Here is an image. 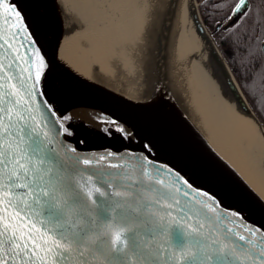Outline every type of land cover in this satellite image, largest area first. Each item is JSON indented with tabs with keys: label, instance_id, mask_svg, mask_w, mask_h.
Returning <instances> with one entry per match:
<instances>
[{
	"label": "snow or ice",
	"instance_id": "6c2138e0",
	"mask_svg": "<svg viewBox=\"0 0 264 264\" xmlns=\"http://www.w3.org/2000/svg\"><path fill=\"white\" fill-rule=\"evenodd\" d=\"M252 2L200 0V6L223 13L214 25L222 29L237 71L244 69L245 90L260 109L264 10L257 20ZM48 71L37 33L19 5L0 0V264H264V227L156 160L150 144L140 152L124 148L95 159L60 160L49 137L74 135L65 123L73 117L60 113L44 90ZM36 101L49 120L37 119ZM95 122L107 136L133 137L117 118L97 116ZM165 173L178 179L170 185ZM68 199L79 206L82 223L68 219ZM93 213L103 228L94 227ZM142 223L151 232L148 239Z\"/></svg>",
	"mask_w": 264,
	"mask_h": 264
},
{
	"label": "water",
	"instance_id": "95a60500",
	"mask_svg": "<svg viewBox=\"0 0 264 264\" xmlns=\"http://www.w3.org/2000/svg\"><path fill=\"white\" fill-rule=\"evenodd\" d=\"M33 1L15 0V3L27 17L32 30L37 33L43 54L49 63L44 90L48 92V97L60 113L66 112L73 117L72 120L65 123L71 127L74 135L64 137L52 133L49 137L51 146L56 149L60 160L68 161L70 157L76 155L95 159L100 155H105L106 150L122 151L124 148L140 152L143 144L148 143L154 150L156 160L173 166L194 185L216 194L226 206L242 210L251 225L264 227V200L194 126L185 113L178 95L173 94L174 85L170 79L168 56L171 4L165 3L154 9L151 16L149 15L146 19V26L144 25L142 30L141 49L147 46L145 68L152 79L151 84L154 89L152 91L157 93L152 105H146L95 80L78 63L72 64L71 67L68 63L69 58L58 51L61 43L52 37L50 30L47 29L45 20L47 21L46 13L49 9L42 11V18L37 16L39 21L26 14L27 7ZM196 2L198 4V11L194 13L196 29L201 35L208 37L210 42V62L207 66L210 73L217 79L218 84L225 86L237 107L244 114L252 115L258 127L264 131V124L236 83V78L228 69L229 64L202 17L199 1L196 0ZM134 3L130 4L137 7L133 9H137V12L141 11V6H136ZM124 5H126L125 0ZM128 9L130 11V7L127 5V9L124 8V11L128 12ZM126 20H133L137 23L138 16L134 19L127 17ZM66 23L67 21L63 20L61 27L64 32L69 33L68 31H72V25L68 30ZM133 27L138 29V23ZM55 34L58 35L57 38L61 37L57 30ZM70 45L74 50L77 49L76 44ZM73 62L74 60L71 61V63ZM153 65L161 67L160 73L154 71ZM153 97L155 96L153 95ZM33 99L35 100V98ZM33 110L37 119L43 116L44 120H49V114L43 109L42 102L36 101L33 104ZM97 116L105 118L111 116L119 119L133 133V137L125 141L116 132H113L111 136L105 135L95 122ZM45 131L47 132L48 129L46 128ZM80 141L83 143H79ZM73 147L78 150L77 153L71 151ZM165 175L170 185L178 179L175 175L169 176L167 173ZM75 182L78 186L82 185L81 176L77 175ZM66 198V194L61 192V201L63 202ZM200 199L205 198L201 197ZM89 204L91 205L90 201ZM68 206V219L82 223L83 221L79 219L81 215L79 206L74 204L71 199H68ZM91 207L95 206L91 205ZM217 211L219 212V210ZM114 216L115 214H113ZM92 219L96 221L94 227L103 228V221L95 213H93ZM229 220L232 218L229 217ZM234 223L235 221L232 220V224ZM140 231L143 233L144 239L151 236L146 223L141 224ZM155 242L159 243V240Z\"/></svg>",
	"mask_w": 264,
	"mask_h": 264
},
{
	"label": "bare ground",
	"instance_id": "6f19581e",
	"mask_svg": "<svg viewBox=\"0 0 264 264\" xmlns=\"http://www.w3.org/2000/svg\"><path fill=\"white\" fill-rule=\"evenodd\" d=\"M132 2L137 0H125L126 5L124 0H34L26 14L39 21L37 16L42 18V11L49 9L45 20L48 33L61 43L58 51L69 58L71 67L78 63L95 80L152 105L157 93L152 91V79L146 72L147 46L141 49V35L154 9L171 4L168 56L173 94L178 95L194 126L264 200V131L210 73V42L196 29V0H138L139 12ZM127 5L128 12L124 11ZM136 16L138 29L133 27L137 23L126 20ZM63 20L68 30L72 25L69 33L61 27ZM153 68L160 73L159 65ZM228 69L235 77L229 65Z\"/></svg>",
	"mask_w": 264,
	"mask_h": 264
},
{
	"label": "trees",
	"instance_id": "16d2710c",
	"mask_svg": "<svg viewBox=\"0 0 264 264\" xmlns=\"http://www.w3.org/2000/svg\"><path fill=\"white\" fill-rule=\"evenodd\" d=\"M229 2H231V0H229ZM250 7L253 8V10H254L253 14L255 15L256 19L261 20V13H262V10H264V0H253ZM200 8H201V12H202V15H203L206 23L208 24V26L212 30H214L215 29L214 20L217 18H221L223 13L218 12L215 8H213L211 6H209L207 9L202 7V6H200ZM245 27H246V25H245ZM221 33H222V29L215 30L214 31L215 38H218L219 40H221ZM225 35H227V34H225ZM224 46L227 47L226 44H224ZM242 70L244 71L243 68H242Z\"/></svg>",
	"mask_w": 264,
	"mask_h": 264
},
{
	"label": "rangeland",
	"instance_id": "374dc122",
	"mask_svg": "<svg viewBox=\"0 0 264 264\" xmlns=\"http://www.w3.org/2000/svg\"><path fill=\"white\" fill-rule=\"evenodd\" d=\"M134 4L138 5V0L137 2H135ZM216 42L218 44L219 49L221 50L223 56L225 57L226 61L228 62V64L230 65V67L232 68V71L236 77V79L238 80L242 91L244 92L246 98L249 100L251 106L253 107L254 111L257 113V115H259V117L261 118V120L263 121L264 124V106H262V108L258 109L256 107V105L253 102V99L249 96L248 92L245 90V79L244 77L241 75V72H243L242 68H240V71H237V68L239 67V65L237 63H235L231 58H230V53L227 47L224 46V43L219 40L218 38H216Z\"/></svg>",
	"mask_w": 264,
	"mask_h": 264
},
{
	"label": "flooded vegetation",
	"instance_id": "af4514ba",
	"mask_svg": "<svg viewBox=\"0 0 264 264\" xmlns=\"http://www.w3.org/2000/svg\"><path fill=\"white\" fill-rule=\"evenodd\" d=\"M251 6V5H250ZM217 29H219V28H217Z\"/></svg>",
	"mask_w": 264,
	"mask_h": 264
}]
</instances>
